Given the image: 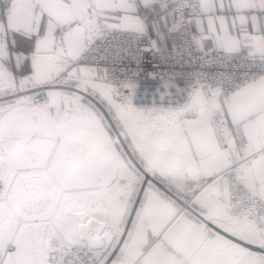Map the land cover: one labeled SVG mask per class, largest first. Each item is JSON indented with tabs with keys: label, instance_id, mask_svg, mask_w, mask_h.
<instances>
[{
	"label": "snow or ice",
	"instance_id": "obj_1",
	"mask_svg": "<svg viewBox=\"0 0 264 264\" xmlns=\"http://www.w3.org/2000/svg\"><path fill=\"white\" fill-rule=\"evenodd\" d=\"M0 264H264V0H0Z\"/></svg>",
	"mask_w": 264,
	"mask_h": 264
}]
</instances>
